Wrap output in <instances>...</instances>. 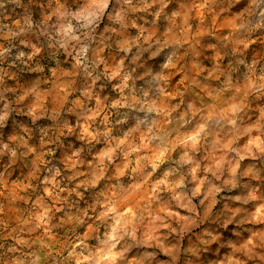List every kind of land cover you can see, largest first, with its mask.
Returning <instances> with one entry per match:
<instances>
[{
  "label": "rangeland",
  "instance_id": "374dc122",
  "mask_svg": "<svg viewBox=\"0 0 264 264\" xmlns=\"http://www.w3.org/2000/svg\"><path fill=\"white\" fill-rule=\"evenodd\" d=\"M0 264H264V0H0Z\"/></svg>",
  "mask_w": 264,
  "mask_h": 264
}]
</instances>
